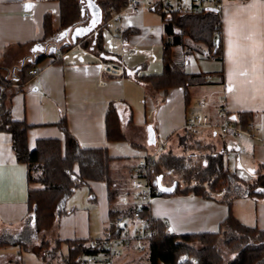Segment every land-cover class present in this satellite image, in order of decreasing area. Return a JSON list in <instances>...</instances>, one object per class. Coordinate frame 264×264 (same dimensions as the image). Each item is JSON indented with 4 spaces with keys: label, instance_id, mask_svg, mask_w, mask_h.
<instances>
[{
    "label": "crops",
    "instance_id": "obj_1",
    "mask_svg": "<svg viewBox=\"0 0 264 264\" xmlns=\"http://www.w3.org/2000/svg\"><path fill=\"white\" fill-rule=\"evenodd\" d=\"M59 1L0 0V72L13 74L35 61L38 54L47 53L33 67L36 73L28 77L21 91L10 101L11 118L29 127L27 147L30 150L37 140L51 138L63 142V133L56 124L65 118L68 130L83 148H106L110 157L122 158L115 163V172L126 176L123 183V178L119 182L130 196L126 193L121 196L136 205L129 181L137 160L168 150L182 153L179 141L176 149L170 146L174 138L182 136L185 119L191 114L207 112L212 123L217 124L215 108L219 97L223 96L226 111L232 116L250 113L251 124L258 133L232 138L215 129L204 128L193 136L200 148H191L188 154L193 153L203 165L207 158L219 156L224 169L236 172L246 181L251 180L256 171H264V0L229 1L224 5L220 11V60L207 58L205 46L189 39H185V46L173 47L185 56L182 64L185 73L209 74L203 86L189 88L188 106L180 88L161 93L146 89L150 91L147 95L140 79L148 74L138 72L143 67H126L122 55L126 51L134 53L132 47L145 42L144 36L139 34L140 29L129 27L116 31L121 50L113 54L103 45V29H108V22L116 20L118 13L110 14L105 21L99 0H79L83 5L82 22L59 33ZM46 15L51 18L50 27L57 32L59 44L43 45ZM147 33L150 36L154 33L163 46L166 34L162 22L155 29L148 27ZM64 42L73 47L56 51ZM188 44L199 46V50L204 48L206 51L203 49L201 53L208 60L199 61ZM102 62L120 64L124 74L114 77L101 73L99 65ZM133 85L143 91L144 118L134 115ZM111 102L116 103L124 141L105 140L104 114ZM201 102L207 104L203 110L199 109ZM160 184L166 186L164 181ZM28 190L26 165L15 160L10 134L0 133V236L20 230L27 213ZM107 195V187L98 181H88L85 186L78 187L67 199L66 213L60 216L49 236L62 241L93 242L103 238L109 222ZM121 196L115 202L120 208L124 207L119 201ZM161 199L150 206L149 214L166 223L168 232L174 235L216 233L229 214L225 204L194 194L169 195ZM230 211L243 225L264 230V199H236ZM129 251L126 249L123 254ZM0 264L44 263L34 252L9 246L0 247Z\"/></svg>",
    "mask_w": 264,
    "mask_h": 264
},
{
    "label": "trees",
    "instance_id": "obj_2",
    "mask_svg": "<svg viewBox=\"0 0 264 264\" xmlns=\"http://www.w3.org/2000/svg\"><path fill=\"white\" fill-rule=\"evenodd\" d=\"M105 21L112 13L121 12L126 6L125 0H99ZM61 23L59 33L68 31L82 22L83 5L79 0H60ZM159 4V3H158ZM157 4V5H158ZM159 14L163 24L166 40L162 46V67L160 74H148L140 80L147 84L149 90L161 93L169 89H182L185 105L190 103L189 88L203 86L209 74L185 73L181 62L174 59L172 48L185 46V39L194 44L205 46L207 58L220 60L221 55V14L207 9L196 13L180 14L173 10L165 12L158 8L150 9ZM43 45H54L57 32L50 27V17H44ZM87 43L82 44L86 47ZM97 48L100 49L98 44ZM73 47L62 43L56 49L63 52ZM47 53L38 54L35 61L25 64L13 74L0 73V133L11 136L15 160L26 165L27 175V213L19 231L3 233L0 247L15 246L21 250L31 251L44 264H86V258L99 253L98 248L91 249L87 240L62 241L49 236L61 215L66 213L67 199L88 181H98L107 187L109 201V222L105 227V237L114 233L111 222L117 217H132L138 205L126 207L115 205L116 199L128 190L119 185L124 175L115 172V163L122 158H112L105 148H83L68 130L65 118L56 126L63 133V142L58 139H42L35 142V147H27L28 125L11 118L10 101L21 91V86L28 80L29 72L35 64L45 58ZM105 140L107 142L124 141L125 135L120 126L116 103L108 104L104 114ZM241 126H246L251 119L250 113L236 114ZM193 135L183 130L179 136L182 153L166 151L157 155L150 176L160 183L166 176H172L176 188L171 193H161L160 197L169 195L194 194L227 206L229 214L220 224L216 233H194L174 235L168 232L163 222L153 218L155 234L149 241L146 257L149 264H264V230L255 226L243 225L232 215L231 206L236 199H264V171H256L254 177L243 180L236 172L224 169L221 157L207 158L206 165H198L197 157L187 150L200 148ZM148 156H144L146 159ZM139 160V159H138ZM134 171V169H133ZM157 183V182H156ZM163 186V185H162ZM146 217L147 209L139 210ZM66 248V252L62 247ZM229 251L228 258L222 249Z\"/></svg>",
    "mask_w": 264,
    "mask_h": 264
},
{
    "label": "built area",
    "instance_id": "obj_3",
    "mask_svg": "<svg viewBox=\"0 0 264 264\" xmlns=\"http://www.w3.org/2000/svg\"><path fill=\"white\" fill-rule=\"evenodd\" d=\"M125 1L126 6L122 10L128 12L136 13L143 6L142 0ZM229 1L242 0H147L144 5L149 7V9L160 7L165 12L175 10L180 14H187L192 12L196 13L202 9H211L214 12H220ZM211 59H214V57L211 56ZM99 70L101 73L114 77L124 74L123 67L120 64L108 62H102L99 65ZM35 73L36 70L32 69L29 75ZM205 107H207L206 102L199 103V109L203 110ZM215 111L218 118L217 124L212 123L207 112L195 113L185 119L184 129L193 136L198 135L200 130L204 128L215 129L218 133L228 135L232 138L258 133V130L254 128L251 121H248L246 126L243 127L240 125L236 115L232 116L226 111L225 98L223 96L219 97ZM156 159V155H148L146 159L142 158L137 160L133 171L134 174L129 181V186L134 195L133 199L135 201L137 200L138 210L133 213L132 217H117L114 219L111 222L112 229H114L111 237L106 238L104 236L90 243L91 249L98 248L99 253L95 256L87 257L86 264H116L123 250L132 248L140 253H146L148 250L149 241L155 234V229L152 226L154 219L149 214L150 203L152 198L160 197L162 193L156 183V178L150 176L151 168ZM119 201L124 207L130 204L126 196H121ZM142 207L147 209L148 215L146 217H142L139 213Z\"/></svg>",
    "mask_w": 264,
    "mask_h": 264
},
{
    "label": "rangeland",
    "instance_id": "obj_4",
    "mask_svg": "<svg viewBox=\"0 0 264 264\" xmlns=\"http://www.w3.org/2000/svg\"><path fill=\"white\" fill-rule=\"evenodd\" d=\"M143 1V6L142 8L136 12H128L125 10H122L117 14V18L114 21H109L108 22V29H103V45L105 46L106 49L111 50L113 54H119L120 50L119 49V44L121 43V40L119 38V34H115L116 31L120 29H126L129 27H136L140 29V35L144 36V41L141 43H136L137 45L135 47H132V49L135 51L130 52L126 51L125 55H122L125 61V65L128 69L131 68H138L139 66L142 68L138 72L140 74H155V73H160L161 67H162V45L161 43H158L156 40V35L153 33L152 36H150L147 33V28L148 27H153L154 29L156 27H159L161 25V20L159 14L151 11L149 7L144 5V3L147 0H142ZM151 33V29L149 30ZM117 38V39H116ZM146 38V39H145ZM153 38V39H152ZM117 40V41H116ZM137 41H139L137 39ZM59 44V39L56 37V41ZM186 43V40H185ZM191 46V44H188ZM199 47V46H198ZM196 47L195 45H192V51L196 53V56H198L199 61L205 60L207 61L208 59L203 56L202 49L199 50V48ZM205 50V49H204ZM173 58L176 59L177 61L180 60L181 64H184V57L181 52L177 48H173ZM206 51V50H205ZM131 53V54H130ZM193 62V61H191ZM182 66V65H181ZM183 68V66H182ZM1 73V76L5 75L6 73ZM140 85L143 86L145 89L144 93L147 95L151 91H147L146 89H149L147 84L141 83ZM134 87L131 90V96H132V101H133V112L136 118H144V107L146 104L143 103V91L139 88V86L133 85ZM152 92V91H151ZM200 96V94H198ZM151 101V96H148V98ZM149 101V102H150ZM152 103V102H150ZM148 115V114H147ZM179 141V138H174L173 141V146H170V148L174 147L173 149H176L177 143ZM181 150V149H180ZM189 151V150H187ZM197 164L201 165V160L198 158L197 159ZM126 176H123V181H125ZM163 181L167 184L171 183L173 181L172 176H166ZM162 181V182H163ZM119 185L121 186L122 184L119 182ZM127 189V188H126ZM175 196V195H172ZM163 197H154L151 199V204L157 203ZM117 200V199H116ZM115 200V201H116ZM222 249V248H221ZM62 250L66 252V248L63 246ZM130 251L126 254H123L124 250L121 253V256L119 257L118 264H149L148 258L146 257L145 253H140L136 251L135 249L130 248ZM223 253L226 255L228 258L231 256L229 254V251H227L225 248L222 249ZM117 261V262H118Z\"/></svg>",
    "mask_w": 264,
    "mask_h": 264
},
{
    "label": "water",
    "instance_id": "obj_5",
    "mask_svg": "<svg viewBox=\"0 0 264 264\" xmlns=\"http://www.w3.org/2000/svg\"><path fill=\"white\" fill-rule=\"evenodd\" d=\"M207 10H209V11H213V10H211V9H207ZM214 12V11H213ZM156 182H157V185H158V187H159V189L161 190V192L162 193H171L175 188H176V185H175V183H173L172 184V186H170V187H166V186H162L161 184H160V178H158L157 180H156Z\"/></svg>",
    "mask_w": 264,
    "mask_h": 264
}]
</instances>
